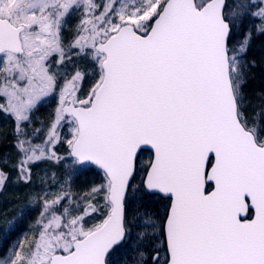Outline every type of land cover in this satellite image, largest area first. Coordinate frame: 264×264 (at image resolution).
<instances>
[{
	"label": "snow or ice",
	"instance_id": "snow-or-ice-1",
	"mask_svg": "<svg viewBox=\"0 0 264 264\" xmlns=\"http://www.w3.org/2000/svg\"><path fill=\"white\" fill-rule=\"evenodd\" d=\"M226 8L227 0H0V114L13 121L16 154L0 152V194L11 167L39 206L31 239L0 264H118L131 240L129 207L134 221L150 199L162 211L143 213L125 264H264V97L252 106L245 92L251 29L230 45L246 19L264 34V0ZM57 90L48 126L32 127ZM60 142L63 158L53 150ZM146 150L151 159L138 168ZM44 160L66 170L58 191L33 186V165ZM92 165L102 182L74 197L78 169ZM20 222L7 220V230Z\"/></svg>",
	"mask_w": 264,
	"mask_h": 264
},
{
	"label": "rangeland",
	"instance_id": "rangeland-1",
	"mask_svg": "<svg viewBox=\"0 0 264 264\" xmlns=\"http://www.w3.org/2000/svg\"><path fill=\"white\" fill-rule=\"evenodd\" d=\"M231 2V1H230ZM229 9V8H228ZM76 19L72 17L69 20V25L75 24ZM247 22V21H246ZM252 29V24L247 22L244 26L235 29V35L238 37H244L245 33ZM66 37L71 36V31L65 33ZM91 85V81H86L83 84L82 90L78 95L81 97L88 91ZM59 101V90L52 96L48 97L42 102L37 111H35L32 119L33 126L37 128H46L50 122V118L54 117L55 110L58 106ZM249 111V108L246 109ZM250 112V111H249ZM32 127H29L28 131L31 133ZM2 129V130H1ZM14 134L13 121L7 118L5 115L0 114V152L12 153V158L16 159L15 149L12 147ZM61 140L68 137V128L63 126L60 128ZM45 136L41 134L39 138H33L34 144H43ZM66 143H57L54 147V151L61 158L67 155ZM151 154L149 152H143L137 162L138 168H144L147 166ZM6 171L10 174L7 188L3 194H0V213L5 215L0 216V256H6L7 250L11 248L13 244L21 239H31L32 225L39 213V206L30 203L25 197L28 195L29 189L23 184H17L15 180V172L9 167ZM65 169L58 166L55 161L44 160L37 165H33L32 168V179L33 186L38 191L41 188L58 191L57 184L54 180L58 181L65 174ZM41 178H44L45 182L41 183ZM102 182V173L95 169L93 166L82 167L78 169L75 179L72 181L71 192L74 197L79 198L87 192L93 184H99ZM67 190V185L65 186ZM87 198V197H85ZM136 205L133 204L129 207V218L131 229V240L122 249L120 256L113 257L114 260L118 261V264H125V260L121 259V256L125 257L126 254H130L134 248V242L136 241L137 226L141 224L143 213L148 212L156 214L158 211H162V206L159 199H150L143 202L140 207V214L134 221L131 220L135 214ZM21 213L23 215L21 216ZM15 218L21 221L17 227L8 231L6 227V221Z\"/></svg>",
	"mask_w": 264,
	"mask_h": 264
},
{
	"label": "trees",
	"instance_id": "trees-1",
	"mask_svg": "<svg viewBox=\"0 0 264 264\" xmlns=\"http://www.w3.org/2000/svg\"><path fill=\"white\" fill-rule=\"evenodd\" d=\"M233 3L234 0H227L226 11L232 7ZM246 21L250 24L253 23L250 19H246L241 26L247 24ZM251 32V42L245 57V60L251 65V70L245 92L247 98L252 102V106H258L261 97H264V34H258L254 27H252ZM242 38L235 35L234 29L230 45H236ZM252 106L249 107L250 112ZM0 138L2 139L1 136Z\"/></svg>",
	"mask_w": 264,
	"mask_h": 264
},
{
	"label": "water",
	"instance_id": "water-1",
	"mask_svg": "<svg viewBox=\"0 0 264 264\" xmlns=\"http://www.w3.org/2000/svg\"><path fill=\"white\" fill-rule=\"evenodd\" d=\"M147 151V150H146ZM149 152H150V150H148ZM151 153V152H150ZM92 166H94V165H92ZM95 167V166H94ZM96 168V167H95ZM99 170V169H98Z\"/></svg>",
	"mask_w": 264,
	"mask_h": 264
}]
</instances>
